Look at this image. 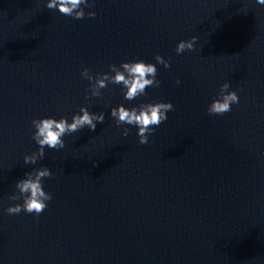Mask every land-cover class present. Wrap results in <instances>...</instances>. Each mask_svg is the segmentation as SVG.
<instances>
[{"label":"water","instance_id":"95a60500","mask_svg":"<svg viewBox=\"0 0 264 264\" xmlns=\"http://www.w3.org/2000/svg\"><path fill=\"white\" fill-rule=\"evenodd\" d=\"M46 0H0V264H264V5L256 0H95L74 19ZM196 36L194 50L175 51ZM159 54L158 87L129 102L109 84L85 99L80 72ZM180 83L177 84L176 81ZM239 103L208 104L224 82ZM171 102L144 145L109 112ZM105 113L36 165L33 118ZM129 128L127 137L122 136ZM52 199L9 215L33 168Z\"/></svg>","mask_w":264,"mask_h":264},{"label":"clouds","instance_id":"9594fccd","mask_svg":"<svg viewBox=\"0 0 264 264\" xmlns=\"http://www.w3.org/2000/svg\"><path fill=\"white\" fill-rule=\"evenodd\" d=\"M259 5H264V0H256ZM95 0H46L45 7L49 10L55 9L59 13L71 16L74 19H82L85 15L94 17L95 12L85 8H91ZM197 37L193 36L188 40H181L177 43L175 51L177 54L185 50H194ZM154 63H146L143 60H133L121 62L119 66L109 65V71L96 73L93 76L90 70L84 68L80 72L82 79L89 81L88 91L85 99L99 97L101 90L109 84L119 85L125 101H133L138 97L145 96L146 88L158 87L160 81L156 79V65H163L165 69L170 67V58L165 59L157 54ZM180 83L179 80L176 81ZM239 103V96L236 90H230V83L224 82L219 89L217 96L207 106L209 115L222 116L231 111L232 105ZM173 110L171 102H149L140 103L131 107L119 104L110 109V116L116 125L135 126L138 143L144 145L148 142L149 136L162 122L168 119L167 113ZM105 120V113L91 112L88 107L81 106L78 113L71 116L69 121L66 117L59 119L49 117L33 118L31 125L34 129L32 140L38 145L36 151L26 154L23 157L25 165H36L45 156V146L48 149H63L65 147L64 136L81 131L85 127L94 132L97 124H102ZM122 136L127 137L129 128L124 127ZM52 175L48 167L41 166L33 168L24 174V177L15 182L16 194L9 197L12 201H22L9 205L4 211L9 215L19 214L24 211L28 214L39 216L48 206L52 199L50 192L44 190L43 179Z\"/></svg>","mask_w":264,"mask_h":264}]
</instances>
